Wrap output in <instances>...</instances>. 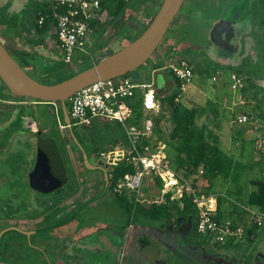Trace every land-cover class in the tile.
Segmentation results:
<instances>
[{
    "label": "rangeland",
    "instance_id": "rangeland-1",
    "mask_svg": "<svg viewBox=\"0 0 264 264\" xmlns=\"http://www.w3.org/2000/svg\"><path fill=\"white\" fill-rule=\"evenodd\" d=\"M8 1L9 0H0L1 41L10 51H12L13 54H15L12 56L14 59L17 58V62L30 77L41 83L54 84L56 78L53 76L52 71H55L57 64H61L59 62L63 61L61 60L63 55L58 48L55 36L49 35L43 45H36L35 43L30 42L29 40L36 39L34 36L26 37L28 32L34 33V23L36 21L35 10L36 6L41 5V0H30L29 5L26 4L19 13L14 12L15 9H12V3L10 4ZM238 1L240 0H185V4L183 3L184 5L179 14L170 25V29L171 32H175V34L180 32L179 27H182L181 29L183 31L188 32V34L182 35V38H184L186 42L182 43L181 47L187 49L190 48V51L195 50V48L193 49L189 47L191 44L205 48H209L210 46L214 47L216 45V48L222 50L218 51V49L211 48L205 51V55L196 54L195 51L189 52V55H193L195 60L202 65V67L200 66V69H207L208 72H198L195 66H191L194 74L192 84L189 88L187 87L188 89L186 92L180 94L177 100H175V103L179 109L178 114L180 116L187 114L191 108L196 109L195 127L198 130L203 131L207 137V133L210 134V138L208 137L207 139L208 145L211 146L210 148H212V144H214V139H217L222 150H225L229 155L235 156L236 158L241 157V161L245 164H251V168L247 169L245 177L243 176L240 182V184L243 183L245 186L246 193L244 196L242 195L238 198L224 197V191L231 190L232 192L234 191V186L220 177L213 179V181L208 180L209 176H207L208 174L202 167L188 177H184L185 170L179 169L176 161L167 160L161 153L162 147L158 144V131L153 133L150 141L155 143L153 145L156 148L159 146L158 151L165 158V161H168V169L171 171L175 170V176H165V173H163L165 177L164 181L161 178L156 177L153 173H150L144 179L143 186L139 192L122 191L123 195L125 194L130 200L133 202L135 201V203L137 202V199L140 198L141 201L150 206L152 204H163L165 202L170 204L174 207L171 212L173 218L179 220L178 226L179 228H182V222L184 221L175 207H181V199L185 196H189L186 188L193 190L196 196L195 202H193L192 199V209L195 211L196 215L195 223L191 221L192 223L189 225L190 230L188 232L187 230L183 233L180 232V236H182V241L184 242L181 244L173 242L174 246L171 245L170 248L169 245L166 244V254H171L173 250L175 252V254L172 255V263L174 264H193V262L196 264H264V222L260 214L251 211L248 205H246L247 195L251 189L249 181L252 178L261 177L262 171L264 173V62L261 59V54L264 55V25H262V28L259 27L255 11L253 10L242 18H245L243 23L238 22L235 24L237 22L236 16L238 14L235 13L234 9L237 7V3H239ZM149 6L150 2L146 5H141V7L132 12H129V14L133 13V19L128 20L126 26L129 30L128 33L132 35L134 39L143 32L150 22L151 14L153 11L157 10V8L152 9ZM197 7H204L206 10L200 8L198 9V13H196L197 10H195L192 12V15H189V9H195ZM261 7L264 10V0ZM10 11H13V13L10 14ZM22 17L23 24L19 21V18ZM109 20L108 16L107 18L105 16L103 17L102 22H108ZM242 25L243 27H241ZM223 26H231L233 34L230 38L228 37L229 30L220 31ZM260 33H262L263 37L259 35ZM96 38L97 36L94 37L93 35H88L84 40L87 54L77 53L76 56L73 57V61H75V59L84 61L85 58L90 55L92 58L88 59V64L91 66L93 63L95 64L99 62L127 45L126 41L122 38V34L110 41L104 36L101 39ZM170 39V35L166 33L163 41L152 57L145 63V65L136 69V72L140 73L144 70L148 75L156 58L160 56L165 60L162 65L180 64L182 62L188 64L187 62L192 56H188V54L183 55V52L181 55L177 49V41L173 39H171V41ZM94 43L96 45L95 47L93 45ZM242 44L243 54L240 55L239 51ZM13 47L16 49H13ZM14 50L24 51L27 54H39L40 56L51 58L59 62H57L56 66L52 67L53 69L46 68L43 59H36L32 57V55L24 57L18 56ZM246 56L250 57L251 63L247 66L245 65V68H242L241 74L238 75V71H235L234 69L241 68V61ZM91 59H93L94 62H92ZM207 61L209 62L207 63ZM68 66L72 70L77 68L75 62L68 64ZM160 72L164 73L163 77L158 75L155 78L152 76L153 73H151V78H149L151 79L149 83L153 82L155 96L159 99L163 98L164 95L168 93V90L166 88H161V86L164 82L167 84L171 80L167 77L171 74L167 66L160 70ZM232 77L240 80L239 88H232ZM165 78L166 80H164ZM2 91L8 95V92L5 91V88L0 81V92ZM10 100L32 104L33 133L37 131V129L39 130L38 124L44 125L47 122L49 123L53 121V118L56 120L52 129L57 130L61 140L65 141V150L68 153L67 156L62 154L63 159H65L67 165L68 162H70L71 170L77 173H83L78 179L76 177L77 187L75 194L77 193V195H79L80 191L82 192L81 188L84 191L81 195L76 197V204H74L72 208L78 207L80 198L85 199L91 197L103 190V180L101 175L82 168L81 155L69 139L67 128L60 123L58 117V109L60 108L59 102L44 104L37 103L31 98L16 96ZM159 112L156 113L152 111L146 114L148 117H154V119L158 118L160 114L162 115L164 125L163 130L161 129L159 132H162L163 135H161V137L166 138L165 140H168L169 142L171 131L174 128V120L171 118V110L164 109V111H162L160 108ZM143 116L144 114L142 112V117ZM239 116H245L246 121L238 123ZM128 119H130V123L134 122L133 114L129 116ZM140 123L141 120L137 125L138 128L141 127ZM110 124H114V122H110ZM90 128L91 127L87 128V130L85 128H83L84 130L81 129L82 131L87 132L89 136L86 139L85 134V141L82 140L80 129L74 128L77 137L85 142L83 145H86L85 147L89 154L88 158L90 163L93 164L98 159L96 158V155H92V153L99 155L100 153L112 151H115L112 153L114 154L113 156H115L112 161L116 163L121 162V158L117 161L118 157L122 155L119 149H123L124 146L120 142H116L117 144H115V141H113V139L119 137L120 133L118 131H113L109 136L104 137V140L109 141L112 144L102 148L99 141L103 139L102 135H100V132L95 134L94 128ZM15 138H18V135L17 137L15 136ZM173 143L175 144L173 148H175L178 141H172V144ZM20 144L21 141H18V144H14L11 147L13 149H11L10 152L16 153L17 156L20 155V157L18 156V160L22 161V159H24L22 156L26 153L23 148H21ZM173 148L168 146L167 151L171 153ZM13 150L15 152H13ZM0 157L1 162L5 163L9 158V152L1 154ZM67 165L65 164V166ZM176 167L177 169H175ZM8 172L9 170L6 166L3 168L0 166V175H3L5 179V184L3 185L1 192L4 204L6 206L15 205L18 202L21 206H23V204H30V202L34 204L32 201L33 192L31 193L29 190V184L28 182L26 183L25 178H19L18 174L13 176ZM172 180L176 185L165 187V184H169ZM61 187L63 188L58 192L56 191L54 194L37 196L41 197L44 201H50L49 203L54 204L56 202L53 207L58 206V203L60 202V194L68 191L71 192L73 188H75V184L70 180L69 183H65ZM113 195L115 196L114 198H117L120 194L115 193L113 191V186L110 185L103 196L102 203L106 201V198L109 196H111L110 198H113ZM217 198H221V202H223L222 212L224 218L222 220L226 219V221L230 222L232 227L243 228L244 230V235L243 238H241V241L238 243H231L233 245H231L232 247L230 248L226 247L228 243L225 244V248H222L221 246L224 245L216 243L215 240H208L205 236H202L197 232L196 226L199 212L205 210L207 207L211 208L209 201L213 200V208L211 209L215 210V214H217ZM108 201L114 202L113 200ZM102 203L101 206L97 207L94 204L86 205L80 211L77 218L73 221L70 220L68 224L64 222L70 217L66 220L63 219L68 217L67 213L70 208L52 209L50 206H45L44 204H38L32 207L31 212L27 210L23 211L22 208L19 210L18 206V211H16L15 214H12L13 211H10L6 212V216L10 215V217H13L18 213L17 218L29 220L33 214H37V216L46 214L44 220H42V218H40L41 221L37 219L34 227L38 228L35 229H40L39 226L54 225L58 220L60 224L64 223L61 228H66V224L70 226L72 223V225H81V229L83 228L85 231L94 229L96 227L94 226L95 222L100 223V226L109 223L117 225L123 224V226H126L130 223L135 227V231L130 233V235H132L130 238L132 250H136L141 257H145L151 264H158V262H160L158 261V258L160 257L162 248V244L158 237L162 231H164L163 237L169 240L168 238H170L169 235L171 234L168 229L169 226L164 230H157L159 221L151 223L149 219H143L141 216L139 218V216L137 217V210L136 212L133 210L131 216H129L126 211H123L118 207L116 201L113 203V206H105L102 205ZM96 204L98 203L96 202ZM258 222H261L262 225H256ZM138 223H141L144 228L138 227ZM254 225H256L255 233H253V235H246V230ZM51 232L52 231L40 233V238L43 237L42 235L46 234L49 236ZM9 234L10 235L6 238H12L14 236L13 232H10ZM36 239V235H32V244L37 242L38 247H46L49 245L47 242L42 240L38 242ZM249 239L253 240L251 244ZM87 240L89 241L90 239ZM63 242L66 245V242ZM18 246L20 248L19 252L18 250L16 251L18 252L19 257L16 258L15 261H10V263L32 264L33 261H37V264H48L47 257L44 254L35 252L32 248L27 246L24 247L23 243H20ZM52 246L58 248L61 246L63 248V243L61 240L56 241L55 243H52ZM70 246L71 245L66 246L67 248L64 250L65 255L69 256L67 258L68 261H66L65 264H100V262H102L101 264H107L109 251H105L104 248H100V250L96 248L95 250L92 249V251H90L89 248L85 249L84 245L77 244L73 247V254H71V252L67 253ZM184 252H187L186 257L184 256ZM249 255L253 256L252 260L249 258ZM178 259L182 261H179ZM163 264L166 263L163 262Z\"/></svg>",
    "mask_w": 264,
    "mask_h": 264
},
{
    "label": "trees",
    "instance_id": "trees-1",
    "mask_svg": "<svg viewBox=\"0 0 264 264\" xmlns=\"http://www.w3.org/2000/svg\"><path fill=\"white\" fill-rule=\"evenodd\" d=\"M148 2H150L149 7H151L152 9L153 8L158 9L161 4V0H104V2L102 3V8H104L107 11L106 18L108 16L110 20L108 22L105 21L106 23L98 22L94 30L93 36L94 37L97 36L96 39H99V38L101 39L104 35H106L105 37H107V40L110 41L114 39L115 37L120 36L122 34V38L127 40L130 43L131 41L134 40V37L128 33L129 30H128V27L126 26V22L128 20L133 19V13L129 14V12H132L133 10L141 7V5H146ZM156 11H153V13L151 14L150 20H152ZM41 15L45 17L49 15V9L46 3H42L41 5L36 6V10H35V17H36L35 20L36 21L34 23V33H32V36L36 37V39L35 40L31 39L29 41L35 43L36 45H43L49 36V33H48L49 16L46 18L45 22L42 25H39L38 20ZM181 28L182 27H179L180 32L176 34L175 32H171V29L169 28L167 31V34L170 35L171 39L177 41L176 42L178 44L177 49H178V52L181 53V55L183 52V55L188 54V56H190L191 54L189 55V52H193V51L192 50L190 51V48L187 49V48L181 47V44L186 42L185 39L182 38V35L188 34V32L183 31ZM95 43L93 44L94 47L96 46ZM15 53L18 56L24 57V51H15ZM242 54L243 53L241 51L240 55ZM191 56L192 58L188 60L187 62L188 65L195 66L198 72L207 73L208 70L207 69L201 70L200 66L202 67V65L200 64V62H197L195 58L193 57V55ZM32 57L36 59H43L42 56L38 54H32ZM86 58L84 61L79 59L81 61L80 63H78L77 60L73 61L77 65V68L75 70H72L71 68H69L68 64H65L64 62H61V64H58L55 67V71H52L53 76H55L56 78V81L54 83L68 79L72 77L73 75L77 74L78 72L86 68H89L90 66L88 64V61H89L88 59H90L91 56L88 55ZM261 59L264 62V55L262 54H261ZM250 60H251L250 57L246 56L241 61V68L234 69L235 71H238L237 72L238 75L241 74L242 68H245V65L247 66L251 63ZM208 62L209 61H207V63ZM44 66L48 68L47 65H44ZM153 66H154V69L161 67L159 64H154ZM151 70L149 71L148 75L146 74V77H143L140 74L141 72L138 73L135 70L131 73L126 74L124 78H130L131 81L138 82V83H144V82L149 83V81L151 80L149 79L151 78L150 76ZM167 77L171 79L170 82L167 83L168 85L165 84L164 82L161 88H166L168 90V93L165 94L163 98L159 99L157 96H155V98L158 101L159 110L160 108L162 111H164V109L171 110V118L174 120V128L171 131L169 142L168 140L167 141L165 140L167 142L165 143L171 148H173L175 145L174 143L172 144V141H176V142L178 141V144H176L177 146L173 148L172 152L169 154L170 156L173 157V158L170 157L171 160H174L177 162V167L179 169L185 170L184 177H188L192 173L198 171L200 167H202L203 169H205V172L208 174L207 176H209L208 180L213 181V179L220 177L228 181L231 185L234 186V191L231 192V190H225L223 193L224 197L238 198V197H241L242 195L244 196V194L246 193V188L243 185V183L240 184V182L243 176L245 177L246 175L245 172L247 171V169L251 168V164L250 165L249 163L245 164L243 161H241L240 159L241 157L236 158L235 156L229 155L225 150H222L220 145L218 144L217 139H214V144H212V148H210L211 146H209L207 142L208 137L210 138L209 136L210 134L207 133L208 134V137H207L203 131L198 130L195 127L194 122H195V116H196V109L191 108V110L187 112V114H184V116L183 115L180 116L178 114L179 109L176 106L175 100H177V98L180 96L181 93L186 92V90L189 87L186 88L184 91H182L180 89V83L178 80H176L171 74ZM142 100H143V96L140 95L139 92H136V95L134 98L126 100L125 116L128 117L130 114L131 115L133 114L134 122H131V123L135 125H138L140 120H142L144 117L150 118L154 123L153 133H155V131H158L157 134L159 136L158 137L159 141L166 139L164 137H161L163 133L159 132V130H161L160 123L161 121H163L162 115L160 114L158 118L154 119V117H148L147 114L150 112L148 111L147 114H145L142 117V112L144 114ZM34 101H36L37 103H40L39 100H34ZM58 117L60 119V123L65 126L64 121H63V115H62L60 108L58 109ZM52 120L53 121L49 123L47 122L44 125L38 124V126L40 128L43 127V128L52 129L53 124L55 125L56 123V120L54 118ZM129 123L130 122H128V124ZM92 128H94L95 134L100 132V135H102L103 139L99 140L102 148H105L107 145L112 144L109 141L104 140V137L109 136L111 132L113 133V131H118L120 133L118 138L113 139V141H115V144L120 142L123 146H127V147L129 146L128 139L125 136V131L123 132L124 129H122L123 127L119 122H114V124H110V122L108 121H104V122L94 121L90 129ZM85 129L87 130V128ZM85 134H86V139H87V137L89 136L87 132L84 133V136ZM84 136L82 137V140H84ZM46 137L52 138L53 140L55 139L60 140L59 143H54L48 152L50 154L49 158H51L52 163L55 160V158L52 156L54 149L58 151L60 159L61 158L63 159L62 156L66 155L65 144L64 142L61 141V138L57 130H54V129L50 130L49 134ZM79 141L81 140L79 139ZM81 144L83 145L82 141H81ZM144 144L154 146L153 144L155 143L148 141ZM85 146L83 145L82 147L86 151ZM241 156H242V153H241ZM63 161H64V164L67 165V163L65 162V159H63ZM82 167L84 168L83 164H82ZM177 167L175 169H177ZM66 170H68L67 166H66ZM69 170H71V168H69ZM64 171H65V167H64ZM134 172H135L134 166L132 164L127 163L124 160L117 163L116 165H111L108 169L109 184L113 186L125 174L134 173ZM63 180H64V184L65 183L67 184L70 181L67 178V176H65ZM74 184L76 188L77 184L75 183V180H74ZM249 184L251 185V189L247 195L246 205H248L251 211L262 215L263 222H264V173L263 171H262L261 177L252 178L249 181ZM192 199H193L192 196H185L180 201L182 206L175 207L179 215L183 218V221L185 223L188 221L189 222L192 221L193 223H195L196 215H195V211L192 209L193 207ZM221 201H222L221 198H217V209H216L217 214H215V217H216V220L218 221L224 218L223 217L224 215L222 212L223 202ZM116 204L121 210L126 211L129 216H131V212H133V210L134 212H136L137 210L138 212L137 217L139 216L140 218L141 216L143 219L144 218L149 219L151 223L155 221H159L158 222L159 226L162 228L166 227V225L169 224L171 220L173 219V214L171 212L174 207L166 202L163 204H152L149 208H145L142 205H138V207L137 206L134 207L132 200H130L125 194L124 195L120 194L119 197L116 198ZM138 224L140 225L141 223H138ZM255 227L256 225L248 228L245 232L246 235H251V234L253 235V233H255ZM263 227H264V223H263ZM249 242L251 244L253 240L249 239ZM231 245L233 244L228 243L226 247L230 248L232 247ZM221 247L225 248V245ZM249 258L252 260L253 256L249 255Z\"/></svg>",
    "mask_w": 264,
    "mask_h": 264
},
{
    "label": "built area",
    "instance_id": "built-area-1",
    "mask_svg": "<svg viewBox=\"0 0 264 264\" xmlns=\"http://www.w3.org/2000/svg\"><path fill=\"white\" fill-rule=\"evenodd\" d=\"M104 0H48L46 4L49 9L48 33L56 38L58 48L61 50L62 59L65 64H72L73 57L77 53L87 54L84 40L88 35H93L97 23H102L107 11L102 8ZM48 16L41 15L38 24L42 25ZM92 58V57H91ZM77 60V59H75ZM92 62L93 59H91ZM62 61V62H63ZM80 63V60H77ZM94 64V63H93ZM171 75L179 81L180 89L184 91L190 87L194 78L192 67L182 62L167 66ZM232 88L240 87V80L232 77ZM136 92L143 95V108L152 110L157 105L153 82L138 83L129 78L119 77L99 81L91 84L71 96L67 102V112L72 127L88 128L94 121L119 122L128 139V150L119 149L121 161L132 164L134 173L125 174L115 185V193L139 192L147 175L153 173L156 177L165 181V176H175V171L168 169V161L156 149L155 146L144 144L153 136L154 123L150 118H144L141 127L128 125V117L125 116V102L135 97ZM156 101V103H155ZM151 103V104H149ZM127 118V119H125ZM246 121L245 116H239L238 123ZM122 148V147H121ZM117 151V150H116ZM115 152V151H113ZM113 152L100 153V158L106 161L114 159ZM116 163V162H115ZM176 184H165V187ZM187 194L196 201L193 190L186 188ZM182 196V195H181ZM262 219L263 216L261 215ZM256 225L261 226L258 222ZM197 232L208 240L225 245L227 243H238L243 238V228L232 227L229 221L216 220L215 210L207 207L199 212L197 221Z\"/></svg>",
    "mask_w": 264,
    "mask_h": 264
},
{
    "label": "water",
    "instance_id": "water-1",
    "mask_svg": "<svg viewBox=\"0 0 264 264\" xmlns=\"http://www.w3.org/2000/svg\"><path fill=\"white\" fill-rule=\"evenodd\" d=\"M184 1L185 0H162L152 20H150L143 32L133 41L106 58L91 65L89 68L54 84H44L30 77L0 42V81L14 96L39 100L40 103L44 104L53 102L60 103L65 127L69 130L74 144L78 147L82 155V164L84 168L88 171H100L103 174V190L96 198L103 196L107 192L109 187L108 169L111 165H116L117 163L112 162V159L106 161L105 158H100L96 164L90 163L86 151L73 134L66 102L75 93L91 84L124 77L126 74L143 66L152 57L163 41L170 25L179 14ZM243 11L244 5L236 9L235 13L240 15ZM24 55L29 56L30 54L24 53ZM43 62L45 65H56V61L51 58L44 57ZM123 148L128 150L126 146ZM49 155V153L47 156L44 153H40L38 157L42 159V162L37 159L38 164H36L32 171V175L34 176L32 177V188L36 191L50 192L60 188L64 184V178L60 179L61 177L58 178L55 176L56 171H62V174L64 172V167L58 151L56 149L53 151L52 156L55 158L53 163L49 160ZM93 200L94 199L87 203ZM84 205L85 203L64 223L69 222ZM145 205H147L145 208H149L148 204L145 203ZM142 206H144V204H142ZM64 223H59L53 227H59ZM116 255L120 256L121 253H114L113 256ZM139 257L140 256L131 254L129 259H132L133 262L136 263Z\"/></svg>",
    "mask_w": 264,
    "mask_h": 264
},
{
    "label": "flooded vegetation",
    "instance_id": "flooded-vegetation-1",
    "mask_svg": "<svg viewBox=\"0 0 264 264\" xmlns=\"http://www.w3.org/2000/svg\"><path fill=\"white\" fill-rule=\"evenodd\" d=\"M238 2L239 3H237V7L234 10H236L239 7H242L244 5V11L240 15L236 16L237 22L235 24H237L238 22L243 23L245 21V18L244 19H242V18L247 13H251V11L253 10V11H255L256 20L259 24V27L262 28V25H264V21H263L264 10L261 7L263 0H240ZM40 3L41 4L46 3V1L42 0V1H40ZM241 27H243V25ZM225 30H229L228 31V37L230 38V36L233 34L232 30H231V26H229V27L223 26L222 30H220V31H225ZM259 35L261 37H263L262 33H260ZM105 36L106 35H104V37ZM0 42L3 44V46L5 48H7L4 45V43L1 41V39H0ZM189 47H191L193 49L195 48V50H192V51H195L196 54H202V55H205V51L209 50L211 48L212 49L213 48L218 49V48H216V45L214 47L210 46L209 48H205V47H202L199 45H190ZM220 50L221 49H218V51H220ZM8 51H9V53H11L10 54L11 56L15 55L9 49H8ZM15 51H18V50H14V52ZM241 51H243V44L241 45V49L239 51V54ZM30 55H32V53ZM52 60H54V59H52ZM16 62H17V60H16ZM57 62H59V61H56V64H57ZM61 62H59V63H61ZM47 67L51 69L54 66H51L48 64ZM3 86H4V84H3ZM4 88H5V91L8 92V95L3 91L0 92V155L4 154L6 152H9V158L5 161V163L1 162V159H0V166H1V168L6 166L9 170L8 173L13 175V176L15 174H18L19 178H25L26 183L28 182V184H29V190L31 191V193L33 192L32 193L33 194L32 195V201L34 203V204H32V202H30V204H26V205L23 204V206H21L20 203L18 202L15 205L6 206L4 204V201H2L3 199H2V195H1L2 187L5 184V179H4L3 175H0V264H13V263H10V261H15V259L19 257L18 252H19L20 248L18 245H20V243L21 244L23 243L24 247L27 246L29 248H32L31 237H32V235L36 234V231L39 230V229H35L38 227H34V226L36 225L37 219H39V221H41L40 218H42V220H44L46 214H42L39 216H37V214H33L32 217L29 218V220H26V219L17 218L18 213L15 215L16 217L15 216L10 217V215L6 216V212H10V211L12 212L13 211L12 214H15V212L18 211V206H19V210H21V208H22L23 211L27 210V211L31 212L32 207H34L38 204H44L45 206H50L52 209L72 208L73 205L76 204L77 193L75 194L76 188H73V190L71 192L68 191V192L61 193L60 199H59L60 202L58 203V206H55V207H53V206L55 205L56 202L54 204L49 203L50 201L49 202H48V200L44 201L41 197L37 196V195L54 194V193H56V191L58 192L63 188V187H60V188L55 189V190L50 191V192L36 191L35 189L32 188V177H34L32 175V171L35 168L36 164H38L37 159L40 162H42V159H39L38 155H40V153H44L47 156L51 146L54 143H59L60 140H58V139L53 140L52 138L46 137L49 134L50 130H52L51 128H43V127L40 128L39 127V130L37 129V131H35L33 133L32 132V106H31L32 104H26L25 102H16V101L10 100L11 98L14 97V95H12L6 89L5 86H4ZM25 121H27V122H25ZM74 128H76V127H72L73 134L75 135V137H76L77 141L80 143V145L83 146L81 144L82 140L79 141L76 133L74 132ZM78 129H80L81 137H83L84 133H86V132L81 130L83 128H78ZM67 132H68V137H70L69 139L72 141V144L75 145L73 142V139L70 136V132L68 129H67ZM17 135H18V138H15V136L17 137ZM18 141L19 142L21 141V144H20L21 148H23L24 152L26 153L24 156H22V158H24V159H22V161L18 160V156L20 157V155L17 156L16 153L10 152V150L13 149L11 147L16 143L18 144ZM61 141L64 142V144H65L64 140H61ZM75 147L79 151V149L76 145H75ZM13 152H15V151L13 150ZM79 153H80V151H79ZM67 155H68V153L66 151V156ZM80 155H81V153H80ZM87 155L89 156L88 153H87ZM92 155H96V158H98L95 161V163H93V164H96V162L100 159V157H99V155H97L95 153H92ZM81 158H82V155H81ZM49 160L51 161L50 158H49ZM61 161L65 167V171L63 172V174H62V171H60V172L56 171L55 176L58 178L61 177L60 179H63L65 176H67V178L69 180H72L73 183L75 180V183H76V177L78 179L79 176H81L83 173H77L73 170H69V171L66 170V166H65L62 158H61ZM68 165H67L68 166L67 168L69 169L70 168V162H68ZM93 172L94 173L96 172L99 175H101V178L103 180V186H104L103 174L100 171H93ZM109 187H110V184H109ZM100 192L101 191H99L95 196H97ZM112 197H115V196L113 195ZM80 205H81V203L78 204L77 208H79ZM137 205H138V200H137L136 206ZM139 205H141V204H139ZM77 208H72L71 213L67 214L68 217H66L63 220H66L70 216H72L73 212H75L77 210ZM74 209H76V210H74ZM34 218H36V219H34ZM178 221L179 220L173 218L171 220V222L166 225V227L162 228L158 225L157 230H164L167 228V226H169L168 229L171 232V234L169 235L170 238H168L169 240H167L163 237L164 231H162V233L159 235L158 238L160 240V243L162 244L161 251L164 247L167 249L166 244L169 245V248L171 245L174 246L173 242H175L176 244H181L183 242L182 241L183 239H182V236H180V232L183 233V232H186V230H187V232L190 230L189 225L192 223L191 221L184 223L182 225L183 226L182 228H179ZM57 222H59V220ZM27 225H29V226H27ZM141 228H144V226H141ZM131 231H133V232L135 231L134 225L132 226ZM10 232H13L14 236L12 238H6L7 236L10 235L9 234ZM92 249L95 250L96 247L95 248L90 247V251H92ZM16 250H18V252ZM172 252H173V254H175L174 250ZM135 253H137V252H135ZM139 256H140V254H139Z\"/></svg>",
    "mask_w": 264,
    "mask_h": 264
},
{
    "label": "crops",
    "instance_id": "crops-1",
    "mask_svg": "<svg viewBox=\"0 0 264 264\" xmlns=\"http://www.w3.org/2000/svg\"><path fill=\"white\" fill-rule=\"evenodd\" d=\"M8 2L10 4L12 3V9H15L14 12H18L19 13V12H21V10L23 9V7L26 4L29 5L30 0H9ZM31 7H32V3H31ZM200 8L201 9H205L204 7H199V8L197 7L195 9L194 8H190L189 9L190 10V14L189 15H192V12H194L195 10H197L196 13H198L199 12L198 9H200ZM12 13H13V11H10V14H12ZM188 17H190V16H188ZM19 21H20L21 24H23V17L19 18ZM25 33H27V32H25ZM26 35H27L26 37L28 38V36H32V33L28 32ZM124 41H126V43L128 44L127 40L124 39ZM14 48L15 47H13V49ZM18 51H20V50H18ZM164 61L165 60H163L162 56H160V57L156 58L154 64H159L161 67H159L157 69H154V66L151 65L152 66L151 73H153L152 76H154L155 78L158 75L163 77L164 73L163 72L161 73L160 70H162L166 66H169V65H162L164 63ZM140 74L143 77H146L147 73H146V71L143 70V71H141ZM164 80H166V78ZM139 93H140V95H142L141 92H139ZM143 110L145 112L144 115L148 111H150V112L153 111V112L157 113L159 111L158 101H157V105L155 106L154 109L145 110L143 108ZM144 118H146V117H144ZM142 120H141V122H142ZM128 122H130V119L127 121V124H128ZM128 125H135V124L129 123ZM163 125H164V121H161L160 129H162V130H163ZM163 140H165V139H163ZM163 140L162 141H158V144L162 147L161 148L162 150L160 149L161 153L164 155V157H166L167 160H171L170 157H172V156H170L169 155L170 153L167 151V148H168V145L166 144L167 142L163 141ZM156 149H159V146H157ZM81 190H82V192L84 191L82 188H81ZM82 192L80 191L79 195H81ZM100 193L98 195H100ZM119 194H121V193H119ZM79 195H76V197H78ZM95 195H93L91 197H88V198H85V199L80 198V203L81 204L85 203V205L80 210H78L77 214L71 219L72 221L77 218V216L79 215L80 211L86 205L94 204L96 207L97 206H101L102 199L104 198L103 196L105 194L103 196H101V197H98V198H96L98 195L97 196H95ZM110 197L111 196L107 197L106 201H104L102 203V205L113 206V203L116 201V198H114V197L110 198ZM92 199H94L92 202L87 203L88 201H90ZM108 200H113L114 202H109ZM137 200H138V205L139 204L142 205V204L145 203V202L141 201L140 198H138ZM96 202L98 204H96ZM106 203H108V204H106ZM136 203H135V201L133 202L134 207L136 206ZM80 206H82V205H80ZM145 206H147V205L144 204V207ZM148 206H150V205H148ZM71 211H72V209L70 208L69 212L67 214L71 213ZM182 223L184 224L185 222H182ZM57 224H59V222L54 224V225H50V226H39L40 229L38 231H36V234H34V235H36V237H37L36 240H38V242H40L42 240V241L47 242L49 244L46 247H44V246L38 247L37 242L32 244V250H34L35 252L44 254L47 257L48 264H65V262L68 261L67 258L69 257V256H66L65 252H64V250L67 248L66 246L71 245L70 249L67 251V253L71 252V254H73V247L75 245H77V244L84 245V248L85 249L89 248V250H90V247H94V248L96 247L98 250H100V248H104L105 251H109V253H108L109 254V259L107 261V264H112V262H113V264H151L145 257H141V256L138 258L139 260L136 263L133 262L132 259H129V256L131 254H135V255L139 256V253L138 254L135 253L136 250L134 251L131 248V243H130L131 235H130V233L133 232V231H131L133 225L130 224V223L127 226H123V224L122 225H117V224H114V223L103 224L102 226H100L101 225L100 223L95 222L94 226H96V227L94 229H92V230H87V231H85L83 228L81 229V227H82L81 225H79V226L78 225H72V223H71V225L69 226V225H67L68 222L66 224V228H61L62 225L59 226V227H53V226H55ZM96 224H98V225H96ZM91 226H93V225H91ZM141 226H142V224L139 225L138 227L141 228ZM58 228H60V229H58ZM47 231H52V232H51V234H49V236H47V234H46V235H42L43 237L40 238L41 236L39 234L47 232ZM87 239H90V240L88 241ZM60 240L63 243V248L61 246L59 248L52 246V243H55L56 241H60ZM63 241L66 242V245H65V243ZM71 247H72V249H71ZM165 250H166V248L164 247L162 249L161 253H160V257L158 258V261H160V262H158V264H163V262H165L166 264L167 263L168 264H174V263H172L173 252L171 254H166ZM114 253H121V255L120 256H118V255L113 256ZM186 253L187 252H184V256L185 257L187 255ZM194 259H195V257H194ZM178 260L182 261L180 259H178ZM101 263L102 262H100V264ZM32 264H37V261H33ZM193 264H196V263L193 262Z\"/></svg>",
    "mask_w": 264,
    "mask_h": 264
},
{
    "label": "bare ground",
    "instance_id": "bare-ground-1",
    "mask_svg": "<svg viewBox=\"0 0 264 264\" xmlns=\"http://www.w3.org/2000/svg\"><path fill=\"white\" fill-rule=\"evenodd\" d=\"M149 104H151V103H149ZM112 152H113V151H112ZM112 162H113V161H112ZM114 163H115V162H114ZM171 184H175V182L172 180V181H171ZM212 201H213V200L209 201V202H210V204H211V205H210V206H211V208H213V206H212V205H213V202H212Z\"/></svg>",
    "mask_w": 264,
    "mask_h": 264
}]
</instances>
